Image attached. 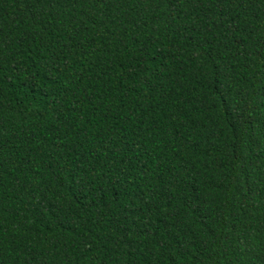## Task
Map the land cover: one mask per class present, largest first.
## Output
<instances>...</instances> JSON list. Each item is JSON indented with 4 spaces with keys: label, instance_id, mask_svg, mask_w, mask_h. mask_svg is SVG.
<instances>
[{
    "label": "trees",
    "instance_id": "trees-1",
    "mask_svg": "<svg viewBox=\"0 0 264 264\" xmlns=\"http://www.w3.org/2000/svg\"><path fill=\"white\" fill-rule=\"evenodd\" d=\"M0 264H264V0H0Z\"/></svg>",
    "mask_w": 264,
    "mask_h": 264
}]
</instances>
